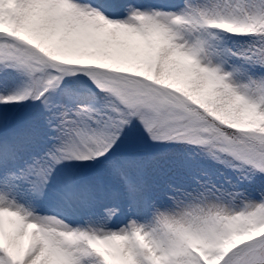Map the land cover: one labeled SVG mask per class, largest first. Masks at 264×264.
Segmentation results:
<instances>
[{
  "label": "snow or ice",
  "instance_id": "1",
  "mask_svg": "<svg viewBox=\"0 0 264 264\" xmlns=\"http://www.w3.org/2000/svg\"><path fill=\"white\" fill-rule=\"evenodd\" d=\"M0 264H264V0H0Z\"/></svg>",
  "mask_w": 264,
  "mask_h": 264
}]
</instances>
